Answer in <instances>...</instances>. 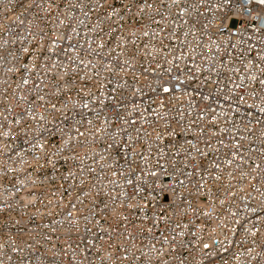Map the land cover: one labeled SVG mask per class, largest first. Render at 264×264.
<instances>
[{
  "label": "built area",
  "instance_id": "obj_1",
  "mask_svg": "<svg viewBox=\"0 0 264 264\" xmlns=\"http://www.w3.org/2000/svg\"><path fill=\"white\" fill-rule=\"evenodd\" d=\"M28 2L0 0V54L6 56L0 61V131L11 124L23 140L29 126H63L81 142V155L88 153L84 165L95 172L81 174L71 153L54 157L53 167L39 152L37 164L30 152L28 165H20L7 159L20 142L0 137V148L11 144L0 156V173L8 165L17 169L0 174V264H222L221 255L229 259L214 241L225 234L231 240L228 229L239 227L237 218L264 227V29L255 10L247 15L236 6L241 0L228 9L222 0L176 5L150 0V15L134 18L133 9L119 32L104 35L100 49L92 29L103 10H92L93 0H55L47 13L25 8ZM110 2L119 6L120 0ZM35 3L46 6L43 0ZM57 16L64 19L58 27ZM30 22L33 31L39 24L47 33L45 49L53 34L63 38L56 39L54 52L38 57L44 67L26 72L23 65L37 59L35 42L26 34ZM121 35L135 43L117 47ZM22 44L33 49L27 59L19 51ZM11 51L22 63L6 74L5 64L15 63L7 56ZM22 77L29 78L28 85ZM30 106L33 117L25 112ZM40 114L46 119L38 124L34 117ZM102 127L103 134L94 136ZM77 130L84 135L77 136ZM70 170L75 176L64 179ZM70 211L78 228L68 223ZM244 235L241 228L235 238ZM260 239L243 242L259 251L253 241ZM203 243L212 247L204 250ZM13 246L20 250L12 251Z\"/></svg>",
  "mask_w": 264,
  "mask_h": 264
},
{
  "label": "snow or ice",
  "instance_id": "obj_2",
  "mask_svg": "<svg viewBox=\"0 0 264 264\" xmlns=\"http://www.w3.org/2000/svg\"><path fill=\"white\" fill-rule=\"evenodd\" d=\"M55 3V0H43V4L46 6H42L41 4H36L35 0H29L27 4L24 5L25 8H41L44 12H50L52 10L53 4ZM161 3H163V0H161ZM171 3L176 5L178 4V0H171ZM233 3H236V0H222L223 8L228 9ZM70 7L75 8V5H69ZM236 6L240 9H243L244 12L252 16L253 11L255 10V19L259 22L260 28L264 29V0H241V2L237 3ZM85 5L83 3L80 4L81 10ZM215 7H221V5H215ZM60 5L56 4V9L59 11ZM95 9H102L103 10V18L101 16H97L96 23L93 26V31L97 33L99 37V43L97 45L98 48L103 49L105 47V41H104V35L114 32H119L120 29L123 28L124 22L127 18V14L133 13V9H135V13H133L134 18H140L146 14L151 13L153 10V4L150 2V0H120L119 6H117L115 3L110 2V0H93L92 3V10ZM157 13H159V8L155 9ZM87 15V13H85ZM56 20H58L57 27L59 25L64 24V19L59 18V16L56 17ZM22 23V22H21ZM80 23H83V21H80ZM221 23H223V19L221 20ZM7 30L5 29V32ZM73 31L75 29L73 28ZM26 34L28 37L31 38L32 41L35 42L36 46V53H37V59L34 60L30 64H24L23 68L26 72H31L34 67H44L45 65L38 63V57L45 56L46 53H52L54 52L56 48V39H62L63 37H57L55 34H53V39L51 41V44L47 49H45L44 46V40L46 38L47 33L43 28L40 27L39 24H36L35 30H32L31 22L30 26L26 31ZM132 37H135V32L131 33ZM141 35L144 37H147L149 35V32L147 30H143L141 32ZM21 41L25 39L24 36L20 37ZM119 40L122 41V43H118L117 47L124 48L125 44L128 42L135 43V39H132L131 41H128L127 37L121 35L119 37ZM8 41H5V44H7ZM20 53L24 54V58L27 59L29 55L32 54L33 49L21 46ZM8 57H11L12 61H15L12 66H8V64H5V72L12 73L15 70H18L17 65L21 64L22 61L19 60L17 56L16 51H11L7 53ZM6 59V56L4 54H0V61H4ZM81 63H86L85 61H81ZM252 79H255V77H252ZM4 83H7V81H4ZM22 85H28L29 84V78L28 77H22L21 80ZM261 85H264V80L260 81ZM37 88L40 87L39 84L36 85ZM164 92H168L169 88L165 86L163 88ZM21 100H24L25 97L21 96ZM38 99L43 101L44 97L42 95H38ZM52 108L55 109L56 105L53 103ZM84 107L87 108L88 105L84 104ZM8 112H11L12 109L9 107L7 109ZM25 112L27 113L28 117H33V114L35 112V109L31 106L25 109ZM5 120H7V116L4 117ZM35 122L40 124L45 121V116L43 114H40L38 117H34ZM22 123V119L18 117L15 119V124L20 125ZM89 124H91V121H89ZM32 132H35V136L33 137L31 135ZM104 128H98L93 132V135L103 134ZM77 136L84 135L83 133L79 132L77 130L76 133ZM26 138L21 140V136L18 134H13V129L11 127V124L8 126V131H0V137H3L6 140L10 141H19L20 144H18V149H12V153L7 155L8 160H13L14 158L18 159V162L20 165L27 166L28 161L25 159V156H28L29 153H32V160L35 161L37 164L39 163L40 157L35 155V152H39L44 155L45 160L47 163L52 164L53 167H55V162L62 156H64L66 153H71V158L73 160L80 161V172L83 174L85 171L94 173L95 169L91 167H86L84 165V161L87 158L88 153L84 152L83 155H81L79 149L82 146L81 142L76 140L74 136L69 134V132H66L64 127H43L39 129L28 127L27 131L25 132ZM51 136L53 139H48L47 137ZM58 136V139H56ZM131 139V138H129ZM76 140L74 143L73 141ZM188 143H191L189 141ZM23 145V146H21ZM111 143L109 144V147H111ZM11 148V144H5L3 148H0V156L5 154V151L7 149ZM203 155V153H202ZM56 158L54 160L53 158ZM103 159V157H101ZM235 159V156H233V160ZM227 163H231V161H227ZM0 167H3V165H0ZM17 169L13 168L11 165H8L6 168H4L3 173H0L2 175H7L9 172H16ZM113 176L117 175L116 172L112 173ZM120 175H123V173H120ZM152 175H155V173H152ZM231 175V174H230ZM243 175V174H242ZM75 173L71 170L65 175L64 179H68L69 177H74ZM140 177L137 176L136 180L139 181ZM217 180H219V177H216ZM83 182V181H82ZM34 183V182H33ZM129 185L133 183L131 179L127 181ZM179 184L183 185V181H178ZM200 187H203V185H200ZM19 190V189H17ZM141 189L139 187L136 188V191H140ZM174 191V189H173ZM121 195H125L123 192ZM82 204L83 201H80ZM224 201H221V204H223ZM73 209H75V205H72ZM107 207V206H105ZM128 207L131 208L133 205L131 203L128 204ZM3 211V207L0 206V212ZM115 211V209H113ZM141 211H143V206H141ZM204 216H209L210 213L205 211L203 213ZM230 215L232 217H237L236 212H231ZM75 216V213L70 211L68 212V223L72 226H76L78 228V222L73 217ZM163 218V217H161ZM86 219V218H85ZM126 219V218H125ZM235 223L239 226L237 228H229L228 231L233 233V238L229 240L227 234H225V238L223 241L221 240H215L214 244L218 245L220 247V251L223 254H229V259H223V255H221L222 264H264V236L261 235L262 232H264V227H257L255 223H249L247 221L240 220L237 218L235 220ZM248 224V226H245ZM261 224L264 225V220L261 221ZM177 227H180L178 224ZM188 225L185 224L183 228H187ZM243 229L244 237L240 240H237L235 237L239 233L240 229ZM183 230L179 233V235H183ZM261 236L260 241L257 244V241H253V244H256L259 247V251L256 250V247L246 245L243 241L246 240L248 237H257ZM233 246H235V251H232ZM212 247V245L208 243L202 244V249L208 250ZM243 248V252H241V249ZM3 250V245H0V251ZM20 250L17 246L12 247V251H18ZM153 252H158L159 256H163L164 253L162 251H158L154 247L151 249ZM144 255H147L145 253ZM211 255L209 252H205V256ZM148 264H151V261L149 260ZM161 264H168L167 261H161ZM178 264H185V261L181 260L178 262Z\"/></svg>",
  "mask_w": 264,
  "mask_h": 264
}]
</instances>
